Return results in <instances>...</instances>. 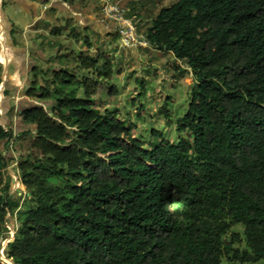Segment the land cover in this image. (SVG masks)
Here are the masks:
<instances>
[{"label":"trees","instance_id":"obj_1","mask_svg":"<svg viewBox=\"0 0 264 264\" xmlns=\"http://www.w3.org/2000/svg\"><path fill=\"white\" fill-rule=\"evenodd\" d=\"M137 27L193 78L182 116L171 117L170 97L157 110L175 139L151 129L144 140L119 108H95L113 78L108 62L98 68L103 54L37 68L21 131L0 114V233L18 208L4 181L15 159L7 149L33 135L38 153L16 150L33 207L9 245L12 264L264 261V0H175ZM136 82L133 116L144 124L146 83Z\"/></svg>","mask_w":264,"mask_h":264},{"label":"rangeland","instance_id":"obj_2","mask_svg":"<svg viewBox=\"0 0 264 264\" xmlns=\"http://www.w3.org/2000/svg\"><path fill=\"white\" fill-rule=\"evenodd\" d=\"M115 1L128 10L127 6L128 3L130 4L129 0ZM130 1L133 6L137 4L142 6V9L136 6L138 14L143 18L140 21H136L137 23L139 22L138 29L140 32L146 30L149 20L160 8L170 7L175 3V0H138V3L135 2L136 0ZM107 22L111 24V22ZM136 22L133 23L134 26L137 24ZM61 28L65 30L67 27L61 24ZM114 33H116L115 30H113V34ZM113 34L108 36L106 40L104 39V41L89 37L90 49L86 46L84 37L77 42L71 43H68L64 38H57V41L52 43L50 41V43L45 44L50 47V62L43 65L42 70L60 67L62 64L66 65L68 69H72L74 63L73 59L80 55L93 57L99 53L103 54L105 61L99 62L98 68L103 71L106 62H108L113 72V78L110 84L105 83L98 87L99 91L94 98L95 108L100 112H103L107 108H119L124 116H131L132 122L136 124V134L142 135L144 140L148 139V131L151 129L159 130L164 133L169 140H174L176 133L173 127H167L164 124V119L157 115V110L161 103L167 97H170L171 101L168 106L171 111V117L177 119L185 113L189 91L193 83V78L189 70L183 68L181 71H177L175 69L176 61L170 54L155 51L147 47V45L127 48L120 41V37L115 39ZM58 53H60V55H58ZM82 73L86 75L85 70H83ZM139 78H143L146 83V94L142 96V99L146 102V106L150 111L144 124L135 119L133 116L134 107L131 105L132 100L138 92L136 79ZM110 86H114L118 90L117 97L113 98L109 95ZM79 96H82V94L79 93ZM33 140V135L25 136L7 149V152L9 150V152H11L10 154L13 153L15 155V159L10 161L9 167L4 171V181L9 185V196L18 203V208L14 212L11 223L2 225L0 233L1 264H12L8 258L9 245L18 237L20 223L29 212L30 208L33 207V204L30 202L31 194L22 184L21 172L19 170L20 161L16 151L38 155V153L31 148L30 144ZM0 149H2V145H0ZM54 185L57 186L60 184L57 182L54 183ZM231 233H237L241 238V243L236 244L235 247L241 250L246 249L244 228L240 225L233 226ZM222 264L229 263L226 259H223ZM256 264H264V261H260Z\"/></svg>","mask_w":264,"mask_h":264},{"label":"crops","instance_id":"obj_3","mask_svg":"<svg viewBox=\"0 0 264 264\" xmlns=\"http://www.w3.org/2000/svg\"><path fill=\"white\" fill-rule=\"evenodd\" d=\"M129 2L130 18L134 22L142 20L136 8L142 9V6H133ZM61 24L67 28L63 30ZM136 27L139 28V22ZM113 30L102 16L97 0H0L2 123L15 132L23 128L20 113L34 105L25 96V91L35 70L50 62V47L45 44L55 42L57 38H64L68 43L82 37L84 41L89 37L104 41Z\"/></svg>","mask_w":264,"mask_h":264},{"label":"built area","instance_id":"obj_4","mask_svg":"<svg viewBox=\"0 0 264 264\" xmlns=\"http://www.w3.org/2000/svg\"><path fill=\"white\" fill-rule=\"evenodd\" d=\"M103 17L111 22L114 30L120 37V41L127 48H136L146 45L137 36L135 26L127 17L128 10L115 0H97Z\"/></svg>","mask_w":264,"mask_h":264},{"label":"clouds","instance_id":"obj_5","mask_svg":"<svg viewBox=\"0 0 264 264\" xmlns=\"http://www.w3.org/2000/svg\"><path fill=\"white\" fill-rule=\"evenodd\" d=\"M132 21V20H131Z\"/></svg>","mask_w":264,"mask_h":264}]
</instances>
